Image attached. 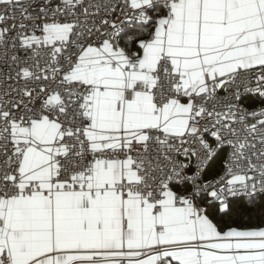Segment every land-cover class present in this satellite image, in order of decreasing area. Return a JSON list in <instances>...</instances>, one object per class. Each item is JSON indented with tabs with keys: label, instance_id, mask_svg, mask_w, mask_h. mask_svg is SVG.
<instances>
[{
	"label": "snow or ice",
	"instance_id": "snow-or-ice-1",
	"mask_svg": "<svg viewBox=\"0 0 264 264\" xmlns=\"http://www.w3.org/2000/svg\"><path fill=\"white\" fill-rule=\"evenodd\" d=\"M0 264H264V0H0Z\"/></svg>",
	"mask_w": 264,
	"mask_h": 264
}]
</instances>
